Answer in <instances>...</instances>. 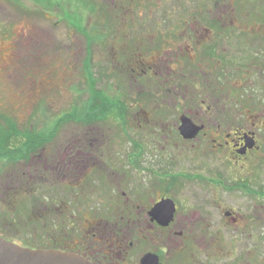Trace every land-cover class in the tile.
Returning a JSON list of instances; mask_svg holds the SVG:
<instances>
[{
    "label": "flooded vegetation",
    "instance_id": "obj_1",
    "mask_svg": "<svg viewBox=\"0 0 264 264\" xmlns=\"http://www.w3.org/2000/svg\"><path fill=\"white\" fill-rule=\"evenodd\" d=\"M130 1L112 2L130 17L116 21L121 37L111 34V67L93 62L90 45L107 43L108 34L78 31L89 44V103L78 116L65 113L22 165L29 171H17L21 183L49 188L50 249L91 264H264V2L240 3L234 18L228 3L194 1L179 7L184 18L173 25L149 15L163 1ZM16 51L5 70L26 56ZM109 67L113 81L128 76L131 94L153 88L143 93L156 100L142 101L138 125L133 104L102 82ZM92 101L107 107L89 123ZM110 116L126 144L124 162L117 138L103 147L95 130ZM75 121L86 124L79 133L68 129ZM85 213L95 218L81 227Z\"/></svg>",
    "mask_w": 264,
    "mask_h": 264
},
{
    "label": "rangeland",
    "instance_id": "obj_2",
    "mask_svg": "<svg viewBox=\"0 0 264 264\" xmlns=\"http://www.w3.org/2000/svg\"><path fill=\"white\" fill-rule=\"evenodd\" d=\"M113 1L0 0V114L15 121L21 132L35 129L39 133H46L55 128V124L65 113L79 114L83 107H87L89 101L85 106L83 104L89 96V91L84 83L82 67L89 52V47H87L89 44L87 45V41L84 39L82 41L78 31L82 30V33L84 32L91 38H97L96 35L101 33L108 34L107 43H91L90 45L94 55L93 62L95 64L105 62V66L111 67L112 46L114 45L111 34L119 33L117 36L121 37L123 32L118 30L117 26L119 25L116 24V21L130 17V14L124 13V9H118L119 4L113 5ZM150 1L152 6L159 2L158 0ZM160 1H163V9L149 14L150 17L153 16L155 20L166 19L173 25H177L178 21L184 18V15L181 16L179 7L191 8L194 6L192 4L194 1L200 4L199 6L210 4L211 7L217 1L228 3V11H231L233 7L236 8V14H233L234 18H240V3L252 5L254 2H264V0ZM124 2L131 1L124 0ZM135 5L138 6L137 3ZM124 7L128 8L129 6L124 5ZM138 11L141 12L140 9ZM185 12H188L185 17H193L195 10L186 9ZM105 24L109 27L107 31H104ZM120 28H124V26L120 25ZM121 43L116 46V49H119L121 45L124 46ZM18 49L23 51L26 56L19 61H14L13 67L5 70L3 66L7 57L13 54L15 58V52ZM41 57L43 58L41 59ZM110 67L104 70L102 82L109 83L110 86L113 83V96L118 91L119 95L133 104L131 112L136 116L135 125H138V116L142 114L138 110L146 103L142 101L152 103L151 101L156 100L153 95L148 96L143 93H153L154 90L148 84L146 86L149 88L146 87L143 93L141 92L144 88H133V94H131V90L126 89L128 76L121 74L118 82L113 81L112 73H110L112 68ZM95 71H99V69L96 68ZM118 85H122V89H119ZM105 90L108 92L107 88ZM145 107L150 114V106ZM61 123L59 122L58 125L61 126ZM84 125L86 124L75 121L69 125L68 129L70 132L79 133ZM93 125L94 123H91L87 126H90L91 129ZM99 125L95 130L103 135L98 138L103 143V147L114 146V140L117 138V144L122 150L118 154L120 161H126V144L119 143L123 139L116 131L119 125L112 119L99 123ZM138 135L140 134L135 133V137ZM89 138H93L92 134ZM20 140L23 141V139ZM20 140L19 138L12 140L11 147L20 148ZM5 162L0 159V188L2 187L0 189V236L25 247L51 248L53 215L47 211L46 207H49L50 204L45 200L50 194L49 188H39L36 194L30 196L33 193L24 191L31 187L30 184H27L22 193L13 191L5 195L3 183L8 180L6 177L17 169V165H6ZM34 198L40 200L41 202L38 203L43 206V209L38 208L39 214L31 210ZM34 214L38 218L45 216L41 220L43 222L37 223L38 219H35ZM94 218L95 216L85 213L84 218L77 219V223L81 222V227L82 225L87 227L89 226L87 221H92Z\"/></svg>",
    "mask_w": 264,
    "mask_h": 264
},
{
    "label": "trees",
    "instance_id": "obj_3",
    "mask_svg": "<svg viewBox=\"0 0 264 264\" xmlns=\"http://www.w3.org/2000/svg\"><path fill=\"white\" fill-rule=\"evenodd\" d=\"M92 104V105H91ZM106 107L107 105L104 104V101H93L89 105V110L87 117H84L86 121H91L94 120L96 117H98L99 114H102L106 112ZM78 116V114H77ZM71 119L76 120L75 117H71ZM81 120V119H78ZM63 118L59 120V122H63ZM62 124V123H61ZM58 128V127H57ZM47 135L48 133H38L37 130L32 129L31 131L27 132H21V130L18 128V125L15 123V121L11 120L10 118L0 114V159L5 160L6 165H12L15 164L17 165V169L14 170L11 174H9L6 178V180L3 183V187L5 188L3 192L5 195L7 193H11L13 191L17 193H22L23 190L25 189V186L27 183H21L19 181V178L17 176L18 174V169L24 170V172H28V168L22 167L27 166L31 164V158L30 154L32 152H35L36 148L41 146V147H46V142H47ZM19 138L23 139V141L20 140V148H13L12 146V140H17ZM34 154V153H33ZM19 160L21 162L19 163ZM29 173L26 175H23L22 179L25 181L26 179H29ZM31 185V184H30ZM48 188L45 183H39L36 185H31L29 189H25L24 191L33 193L30 196H33L38 192L39 188ZM2 188V187H1ZM0 188V189H1ZM47 201V199H45ZM38 202H41L40 200L34 198L31 203V210L32 212L35 211L36 214H39L40 210L43 209V206H40ZM39 208V209H38ZM50 211L51 210H47ZM35 219H38L37 223L43 222L41 221L44 217L41 218V216L38 218L35 216ZM51 247L53 246L52 243L50 244ZM31 248H40V247H34V246H27ZM44 248V247H43Z\"/></svg>",
    "mask_w": 264,
    "mask_h": 264
},
{
    "label": "water",
    "instance_id": "obj_4",
    "mask_svg": "<svg viewBox=\"0 0 264 264\" xmlns=\"http://www.w3.org/2000/svg\"><path fill=\"white\" fill-rule=\"evenodd\" d=\"M0 264H91L83 257L56 249L22 247L0 236Z\"/></svg>",
    "mask_w": 264,
    "mask_h": 264
}]
</instances>
